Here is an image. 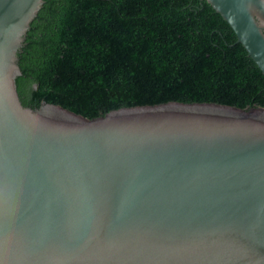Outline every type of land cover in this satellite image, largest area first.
<instances>
[{"label":"water","instance_id":"obj_1","mask_svg":"<svg viewBox=\"0 0 264 264\" xmlns=\"http://www.w3.org/2000/svg\"><path fill=\"white\" fill-rule=\"evenodd\" d=\"M206 1L264 73V0ZM44 2L0 0V264H264V107L25 105Z\"/></svg>","mask_w":264,"mask_h":264},{"label":"trees","instance_id":"obj_2","mask_svg":"<svg viewBox=\"0 0 264 264\" xmlns=\"http://www.w3.org/2000/svg\"><path fill=\"white\" fill-rule=\"evenodd\" d=\"M18 56L33 107L88 118L169 101L264 107V73L206 0H45Z\"/></svg>","mask_w":264,"mask_h":264}]
</instances>
